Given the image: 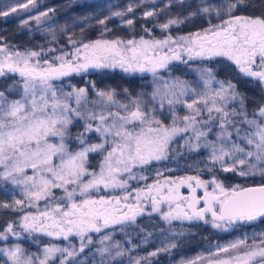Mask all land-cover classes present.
<instances>
[{"label":"snow or ice","instance_id":"obj_1","mask_svg":"<svg viewBox=\"0 0 264 264\" xmlns=\"http://www.w3.org/2000/svg\"><path fill=\"white\" fill-rule=\"evenodd\" d=\"M177 3L183 5L184 0ZM30 5L34 6V0L0 11V16L7 17L18 9L27 10ZM249 7H252L250 0H220L217 4L200 0L187 16L170 18L159 27L167 30L200 14L220 19L218 24L209 22L210 26L202 32L175 38L169 34L162 39H97L88 43L70 36L68 43L74 51L66 52L61 48L60 54L50 59L44 57L56 49L13 51L0 44V78L15 77L6 88L0 89V182L19 189L20 197L14 196L11 203H0V209L23 213L0 231V240L44 233L64 239L74 234L81 241L79 251L74 245L46 246L42 259L35 254L26 255L17 243L10 248H0L7 261L50 264L59 253V264H72L78 254L93 243L90 233L134 223L145 212L144 204L149 201L152 212H159L169 224L174 220H204L214 228H226L264 220V97L250 117L245 94L232 80L217 79L212 68L197 69L198 79L194 82L179 78L167 81L158 75L159 70L169 69L172 61L187 64L195 58L223 57L244 77L258 81L264 90V13L236 14ZM54 11L50 8L22 20L21 25L27 27L29 20L39 25L42 18H49V12ZM132 11L129 5L127 12ZM112 15L124 17L125 12L116 11ZM143 15L151 17L155 12L145 11ZM223 16L227 19H221ZM108 19L106 16L98 24L105 25ZM124 23L132 26L134 21L128 19ZM104 30L109 31L106 26ZM45 31L54 33L55 29ZM182 52L187 54L188 60L182 59ZM117 69L128 75L151 73L153 91L150 94L141 91L133 96L127 88L122 92L115 88L98 89L95 81H88L96 97L90 102L89 87L69 85L71 91H65L62 83H57L72 74ZM117 96H123L124 101ZM146 96L148 100L144 99ZM89 103L93 107L89 108ZM230 104L238 106L229 108ZM165 105L172 116L170 125H165L156 115L158 111L164 114ZM177 105H183L188 114L178 116ZM244 125L247 127H242ZM73 127H82V130L73 133ZM189 132L191 135L184 138L183 134ZM90 134H95L100 142L89 143ZM210 135L215 139L209 140ZM177 136L184 138L182 147L190 152L201 148L210 150L207 160L200 161L205 164V170L211 172L212 168L207 166L219 164L223 172L237 173L241 177L259 176L261 182L253 186L225 187L215 175L210 180H202L197 175L182 178L179 184L156 181L146 185V190L128 191L130 180L147 179L138 176L135 169L166 159L169 145ZM72 144L74 148L70 147ZM93 153L102 155L98 171L89 161ZM190 181H195V187ZM181 184H187L189 196L180 194ZM197 188L204 190L203 196H196ZM102 189H119L126 194L99 195ZM55 190L62 194L56 195ZM130 200L133 202L129 203ZM41 201L43 210L38 208ZM201 201L202 208L198 207ZM162 204H167L169 210L162 211ZM29 208H37V211H29ZM208 214L210 221L205 219ZM171 235L178 239L183 233ZM111 241V234L101 237L102 247L96 249L101 258L99 264H112L127 251L117 250L113 255L112 249H122V245ZM177 247L174 241L165 243L147 257L135 259L134 264ZM180 264L193 262L181 261ZM208 264H264V233L217 245Z\"/></svg>","mask_w":264,"mask_h":264},{"label":"trees","instance_id":"obj_2","mask_svg":"<svg viewBox=\"0 0 264 264\" xmlns=\"http://www.w3.org/2000/svg\"><path fill=\"white\" fill-rule=\"evenodd\" d=\"M219 1L220 0H218V2ZM246 2H249V0H246ZM250 2L252 7L242 9L239 13H247L250 15H260L264 13V0H250ZM9 3H11V0H0V11H5L6 6ZM150 4L151 0H107L106 2H103V0H55L54 2L47 3L45 5L48 7L47 10L50 8L55 10L54 12H51L54 18L45 22L46 29H53L54 26H57L54 28V33L45 31V28L43 29L44 31L41 30V32L31 31L30 29L19 25V17H15L13 19H3V17L0 16V37H3V40H0V44L9 43L20 49H27L38 48L39 45L45 44V41L49 40H54L52 44H56L58 46L66 45L70 36L77 41H89L102 36L122 38L141 35L149 36V34H147L148 31H145V29L150 28L152 23L160 21L167 16L165 9H163L162 11L164 12L160 15L144 17V10L149 7ZM188 4L191 5L193 2L190 1ZM129 5L133 7L132 12H127ZM152 6L154 8L164 7L161 0H156L155 4ZM194 10L195 9L191 11ZM114 11L125 12L126 14L123 18H121L122 21L124 22L125 20L132 19L134 21L133 25H121L120 22H117L118 17L108 19L105 21V25L98 24L99 20L104 19L106 16L108 17ZM84 17H87V19L83 20L82 18ZM217 21L218 19L213 15L209 16L206 14H200L194 16L193 18H189L183 23V25L174 28V31L177 30L179 32H183L195 28L204 29L210 25V23L216 24ZM105 26L109 29V31L104 30ZM61 28H65V30L61 31ZM81 29H83V33H81ZM53 35H55V39H53ZM191 63L192 62L190 61L187 64L182 62L179 64L177 61H173L169 65L170 73L172 75L175 74L177 77H190L188 73L193 72L194 68ZM202 65L204 67L212 68L216 73L217 78H220L221 80H232V82L237 85L238 90L247 97L246 108L249 116L251 117L254 108L262 102L261 98L264 96L260 83L254 79L244 77L231 63H228L220 58L206 59ZM185 71L188 72L187 75L184 73ZM85 78L90 81H95L98 89L115 88L117 92H122L124 88H127L133 96L141 91L149 94L153 91V85L151 84L152 78H150L149 75H128L120 72L119 70L90 71L79 75L72 74L64 79H68L72 84L78 87H89L90 85ZM13 79H15V77H9L8 79L0 78V89L6 88L13 82ZM93 95L94 94L89 87V96L92 97ZM117 99L124 101L125 98L123 96H117ZM144 99L148 100V97L146 96ZM166 115L167 113H164L163 115L160 113L159 119L167 121V118L165 117ZM78 130H80V128L77 127H73L71 129L73 133ZM70 147L74 148L75 145L72 144ZM179 154L183 160L182 162H185L181 169H178L180 171H197L203 176H209L212 173L220 180L224 181L227 185L241 180V177H237V173L223 172L221 168L217 166H212L213 168L211 173L205 170V164L200 163V161H202V156L204 157V150L202 148L198 151L192 152L182 149ZM198 159L201 160L197 162ZM99 160L100 154H90L89 161L93 169H95L98 165ZM204 161H206L205 158ZM257 182H261L260 177L250 180L247 184ZM10 188V184L0 182V203H11L13 197H16L14 193L9 191ZM55 192L56 195L62 194L60 190H55ZM31 209L34 208H29L28 210ZM22 214L23 213L13 211L11 209H0V231H3L8 222L17 221ZM136 221H142L143 223L114 226L112 228V232L110 233L112 241L121 240V242H127L126 238L131 239L132 241H135V238L144 240L145 237L149 239L151 236H154L155 239H160V237H162L161 235L167 236L168 234L169 236V234L174 232L183 233V235H181L178 239L174 238L173 240L178 244L177 248H174L167 253H158L156 257H149L148 261L141 260L143 262L142 264H165L166 261L170 259L177 260L180 258L187 260L195 254L208 252L213 244H216L221 239L226 238L231 232L225 230L218 231L209 225H202L199 223H181L173 221L171 224H163L157 216H140L136 219ZM239 229L243 232L247 230V232L252 233L251 235L259 234L264 231V220L258 219L251 225H240ZM90 235L92 236L93 243L91 244V247H89V245V248L87 247L85 251H89L91 254L96 255V249L100 245V234L93 232L90 233ZM27 238H29V240H0V248L17 243H19L21 247H24L27 241H36L35 236L33 237L32 235H27ZM64 242L76 243L77 240L73 236L68 239H50L41 235L39 236V243L41 244L51 243L59 246L63 245ZM27 245L29 244L27 243ZM158 246L159 242L151 243L146 241L145 245L139 249V252L148 255L149 250H154ZM178 254H180V256H178Z\"/></svg>","mask_w":264,"mask_h":264},{"label":"rangeland","instance_id":"obj_3","mask_svg":"<svg viewBox=\"0 0 264 264\" xmlns=\"http://www.w3.org/2000/svg\"><path fill=\"white\" fill-rule=\"evenodd\" d=\"M106 1L107 0H103V2H106ZM161 1L163 2L164 7H158V8L155 7L154 8L152 5L155 4L156 0H151V4L149 5V7L145 8V10H144V12L145 11H154L155 12L154 16H156V15H160L161 13H163L164 11H162V10L165 9L166 15H167L163 19L160 18L161 19L160 21L152 23L153 26L151 25V27H153V28L150 27V28L147 29V30H149L147 32V34H149V36L141 35V36H131V37H127V38L102 36V37L96 38L94 40L83 41V42L84 43H88L90 41H95L97 39L114 40L116 38H120L122 40H128V39L139 40L141 37H143L146 40L162 39V38H164V36L169 35V34L173 38H175V37H178V36H187L190 33H197V32H202L203 31V29H196V28L192 29V30L189 29V30H186V31H183V32H179L177 30L174 31V28H176V27H178L180 25H183V24L173 25V26H170V28L167 29V30H161V28L159 27L160 24L166 23L168 19L177 17L178 15L180 17L187 16L188 13L191 12V10L196 8V5L200 3V0H184V4L183 5H180L179 3H177V0H172L171 3L169 2V0H161ZM190 1H192L193 4L190 5V9H189L188 2H190ZM27 2H28V0H11V3L7 4L5 11H7L9 7L20 5V4H27ZM206 2L207 3H211V4H217L220 1L218 2V0H214V1L206 0ZM46 4L47 3L44 0H34V6L30 5L27 10L22 11V10L18 9L16 13H10L9 16H7V17H3L2 16V17H3V19L10 18V17H16V18L19 17L20 18L19 19V25L21 27H24V26L21 25V21L22 20H28L29 17H35V16H38L41 12L48 11L47 10L48 7L45 6ZM108 17L110 19V18H115L116 16H113L112 13H111ZM53 18H54V16L52 15L51 12H49V18H42L41 24L37 25L35 20H29V24L27 25L26 28L30 29L31 31H40L41 32V30H43L45 28V22L50 20V19H53ZM121 18H123V17H118L117 22H120L121 25H125L126 26L127 24L124 23ZM190 18H193V17H190ZM221 19H227V16H223V17H221ZM220 22H221L220 19H218L216 24H218ZM209 26L210 25H208L205 28H208ZM55 27H57V26H54L53 29ZM52 42H54V40L45 41V44L39 45L38 48H27V49H31V50H34V51H40V49L42 47L45 51H47V49H49V48H53V49L57 50V51L51 53L50 55L45 56L44 59H50L51 56L59 55L60 54L59 50L61 48H63V50L66 51V52L74 51L72 45H70L68 42H67L66 45H59V46L56 45V44H52ZM4 44L7 45L10 48V50H13V51H16V50L24 51L25 50V49H20V48L14 46L12 44H9V43L8 44L4 43ZM77 46H79V44H77ZM216 58H220L222 60L227 61L226 58H223V57H216ZM206 59L207 58H205V59L195 58V59L190 60L192 62L191 64L194 66L193 72L188 73L187 72L188 70L184 72L186 75L188 73L190 77H177L175 74L172 75L170 73V70H169L170 68L169 69H161V70H159L158 75H159V77H162L163 80H167V81H172V80H174L176 78H179L181 80H187L189 82H194V81H196L198 79V72L196 70L200 69V68H205L202 65V63L204 64V60H206ZM227 62L231 63L230 61H227ZM177 63L181 64V61H177ZM232 65L236 68V66L234 64H232ZM136 74H140V75L141 74H147V75H149V77L152 78L151 84L153 85V89H154L155 85L153 83V76H152L151 73H136ZM75 75H79V74H75ZM85 79H86V81H90L87 78H85ZM217 79H220V78H217ZM252 79H254V78H252ZM57 83L58 84L62 83V86L64 87L65 91H71V87H69V85L75 86L68 79H64V78H62V82H57ZM157 83H160V81L158 80ZM193 86H196V85L194 84ZM75 87L80 88L78 86H75ZM214 87H215V85H214ZM263 93H264V90H263ZM94 99H96L95 95H93L92 97H90L88 95V100L90 102L92 100H94ZM189 102H191L190 99H189ZM71 103H72L73 107H75V101L72 100ZM157 104H158V102H157ZM237 106L238 105H236V104H230L229 108L237 107ZM88 107L91 108L93 106H92L91 103H89ZM163 112L167 113V115L165 116L167 118V121H163L162 119L161 120L163 121V123L165 125H170L171 122H172V116L168 114L167 105H165V109L163 110ZM176 114L178 116H180V117H183L184 115L188 114V110L186 108H184L183 105H177L176 106ZM156 115H157L158 118H160L159 117V115H160L159 111L156 113ZM205 118H206V116H205ZM81 124H82V122H81ZM180 126L183 127V124H180ZM242 127L246 128L247 126L244 125ZM80 130H82V127L80 128ZM190 135H191L190 132L187 133V134H183L184 138H187V136H190ZM90 136L92 138L88 141L89 143H98V142H100L99 139L95 136V134H90ZM184 138H181V136H177V137L174 138V140L169 145L170 150H169V153H168V157L166 159L158 161V162L157 161H153L151 164L145 166L144 168L135 169V172H136V174L138 176L139 175H143V176L147 177V179L146 180H130L129 181L128 191H132L133 189L144 188V187H146V185H149V183L151 181L155 180V179H159V180L176 179V178H178L180 176H186L189 173H193L195 175H198L202 180H210L212 178V176L214 175L211 172H210L211 174L209 176H203L202 174H200L197 171L193 172V171H180V170H178V169H181V167L185 163V162H182L183 160L181 159L180 154H179V152L182 149L187 150V148L182 147L183 144H184ZM208 139L209 140H214L215 136L214 135H210L208 137ZM233 140H236L235 135H233ZM237 142L238 143H242L241 141H237ZM202 149L204 150V157L202 156V160H204V158L207 160L210 150L209 149H205V148H202ZM101 159H102V155H100V160ZM199 160H201V159H198L197 162H199ZM216 166L220 167L219 164H217ZM207 167L213 168L211 164H209ZM95 170H97V171L99 170V163L95 167ZM157 173H159V175H157ZM29 174H31V173L29 172ZM237 177H241V176H239L237 174ZM257 178H259V176L255 177V178H253V177H241L240 181L233 182L232 184L227 185V184H225L224 181L220 180L217 177V179H219L220 181H222L224 183L225 187H231L232 185H236V184H239V185L243 186V185H246L247 182H249L250 180L257 179ZM209 190L211 191V188H209ZM9 191H11L12 193H14L16 195L15 198H20L19 197V189H14L13 186H11ZM124 194H126V193L121 191V190H119V189H117L115 191H113L111 189H102L101 192L99 193V195H104V196H121V195H124ZM94 195H95V193H94ZM134 195H135V193H133V196ZM129 202H133V201L130 200ZM173 207H174V205H173ZM38 208L40 210H43V208H44V202L43 201L39 202ZM144 208H145V212L142 215H140V216H145V215H147V216H157L162 221L163 224H169L168 222H166V221H164L162 219L161 214L159 212H152L151 207H150V201H149L148 204H144ZM161 209H162V211H165V212L169 210L167 204H162L161 205ZM29 211L36 212L37 208L31 209ZM140 216H138V217H140ZM206 219L209 220V221L211 220L209 218H206ZM174 221L182 222L180 220H174ZM194 221H183V222H194ZM255 222L256 221L248 222V223L253 224ZM202 223L204 225H209L212 228H214L210 222L209 223H205L204 220H203ZM248 223H244V224L246 225ZM130 224H134V223H130ZM251 224H249V225H251ZM235 225L236 224L230 226L229 229L234 228ZM114 226H116V225L110 226L107 229H103L99 233L100 234L99 238L101 239V237L103 235L110 234L112 232V228ZM214 229H216L218 231H222V230L231 231L229 229L226 230V228H214ZM17 230L19 231V228H17ZM242 232L243 231H240V229L237 230V232H235V233H232V231H231L230 234L226 238L221 239L216 244H213L211 249L208 252H206V253L195 254L194 256H192L191 258H189L187 260H185L184 258H180V259H177V260L170 259V260L166 261L165 264H180L181 261L193 262V264H208L209 259H210V254L211 253H215L217 245H220V246L227 245L229 242L234 241L237 238H243L245 235H247L248 237H252L253 236V235H251L252 233L247 232V230L245 232H243L244 234ZM260 233H264V231L260 232ZM171 234H169V236H168V234H167V236L161 235L162 237H160V239H155L154 236H151L149 239L147 238V241H149L151 243L159 242V246L157 248H160L165 243L173 242L174 238L172 237ZM40 235L45 237V238H50V239H59V238L64 239L63 237L48 236V235H46L44 233H33L32 236L33 237L35 236L36 241L35 242L27 241V243L29 245H27V243H26V245L24 247H22V248H24L26 255L35 254L36 256H39L42 259L43 258V255H42L43 249L46 246L55 245V244H51V243H47V244L39 243V236ZM72 236L76 238V240H77L76 243L64 242L63 245H59L58 247L63 248V247H69L70 245H74L75 246V250L79 251V247H80V243H81L80 238L78 236H75L74 234L70 235L69 238H71ZM8 239H12V240H14V239H21V240L22 239L23 240L24 239H28L29 240V238H27V234H22V236L20 238L9 236ZM126 239H127L126 240L127 242H125V241L121 242V240H114V241L110 242V243H113V244L116 243V242H120V244L122 245V249H115V248L112 249L113 255L115 254V252L117 250H127V251H125V254L122 257H118L116 260L112 261V264H134L135 259L140 258V257H144V256H148L147 254H143V253L139 252V249L143 245H145V239L144 240H139V239L135 238V241H132L131 239H128V238H126ZM129 241H130V243H129ZM249 243H251V239H249ZM13 245L14 244H11V245H8V246H4V247H9L10 248ZM133 245H136V247H133ZM55 246H57V245H55ZM89 247H91V245ZM100 247H102L101 244L99 245L98 248H100ZM156 249L149 250V253L155 251ZM0 256H1L0 257V264H11V262L7 261V258L2 253H0ZM56 256H57L56 259L50 260V264H59V257L60 256H59L58 253L56 254ZM100 259L101 258H100L98 253L96 255H94V254H91V252L84 250L83 253L78 254V256L75 258V260L72 262V264H99ZM142 263L143 262L141 261V264Z\"/></svg>","mask_w":264,"mask_h":264},{"label":"flooded vegetation","instance_id":"obj_4","mask_svg":"<svg viewBox=\"0 0 264 264\" xmlns=\"http://www.w3.org/2000/svg\"><path fill=\"white\" fill-rule=\"evenodd\" d=\"M46 3H52V2H54L55 0H44ZM236 14H247V13H236ZM248 15H250V14H248ZM11 19H13V18H15V17H10ZM7 19V18H6ZM181 55H182V59L183 60H188V56L186 55V53H181ZM173 62V61H172ZM188 62H190V60H188ZM249 78V77H248ZM252 79V78H251ZM258 82V81H257ZM261 86V85H260ZM177 179V178H176ZM176 179H165V180H163V181H176ZM210 191V190H209ZM181 193H182V195L183 196H189L190 195V189L189 188H186V187H182L181 188ZM196 196L197 197H200V196H203V193L201 192V191H196ZM129 202V201H128ZM146 204H148V203H146ZM198 207H203V202L201 201V203L198 205ZM138 218V217H137ZM206 218H209V219H211V217H210V214H208V215H206V217H205V219ZM202 221L203 220H195L194 222H181V223H199V224H202V225H204L203 223H202ZM134 223H143L142 221L140 222V221H136V222H134ZM249 224H251V223H248V224H246V225H249ZM240 225H245L244 223H237L236 225H235V227L234 228H232V229H229V227H226V230L227 229H229V230H231L232 231V233H235V232H237V230L239 229V226ZM139 231H145V230H139ZM177 255V254H176ZM178 256H180V254H178Z\"/></svg>","mask_w":264,"mask_h":264},{"label":"water","instance_id":"obj_5","mask_svg":"<svg viewBox=\"0 0 264 264\" xmlns=\"http://www.w3.org/2000/svg\"><path fill=\"white\" fill-rule=\"evenodd\" d=\"M187 58H188V57H187ZM192 176H197V175H195V174H193V173H189V174H187L186 176H180V177H178V178L176 179V183L179 184V182H180V180H181L182 178H183V179H186L187 177H192ZM199 178H200V177H199ZM200 179H201V178H200ZM156 181H159L160 183H164V182H165V181H163V180L155 179V180L151 181V182L149 183V185L154 184ZM190 183H192L193 187H195V181H190ZM257 183H260V182H257ZM257 183H250V184H246V185H243V186H253V185L257 184ZM183 186L186 187V188H188L187 184H181L180 187H179V192H180L181 195H182V193H181V188H182ZM144 188H145V190H146V187H144ZM196 191H201V192L204 194V190L201 189V188H197ZM129 203H132V202H129Z\"/></svg>","mask_w":264,"mask_h":264}]
</instances>
